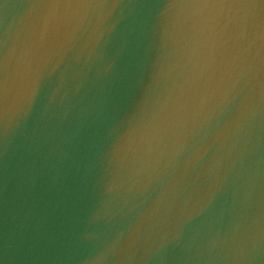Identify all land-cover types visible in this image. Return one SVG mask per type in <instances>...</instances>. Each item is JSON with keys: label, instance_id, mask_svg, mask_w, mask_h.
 I'll return each instance as SVG.
<instances>
[{"label": "water", "instance_id": "95a60500", "mask_svg": "<svg viewBox=\"0 0 264 264\" xmlns=\"http://www.w3.org/2000/svg\"><path fill=\"white\" fill-rule=\"evenodd\" d=\"M0 264H264V0H0Z\"/></svg>", "mask_w": 264, "mask_h": 264}]
</instances>
